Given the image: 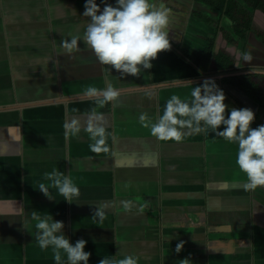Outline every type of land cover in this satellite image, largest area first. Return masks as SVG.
Masks as SVG:
<instances>
[{"label":"crops","instance_id":"obj_1","mask_svg":"<svg viewBox=\"0 0 264 264\" xmlns=\"http://www.w3.org/2000/svg\"><path fill=\"white\" fill-rule=\"evenodd\" d=\"M163 2L171 10V49L134 77L100 63L84 43L86 0H0V264H56L51 247L41 249L35 241L32 211L62 221L72 243L85 239L89 264L126 255L138 264L185 258L191 264H264V187L245 189L237 145L211 130L161 141L139 123L141 113L155 122L172 95L190 97L194 86L212 79L229 110L249 108L252 127L264 125L261 93H247L230 79L264 77V8L247 7L249 29L238 37L213 5ZM219 24L235 40L218 32L214 49L221 47L234 69L201 71L182 48L201 49L210 41L205 34H214ZM69 33L81 37L71 52L61 46ZM108 84L120 95L98 107L85 89ZM93 108L111 134L107 153L89 147L94 141L84 129ZM72 119L81 131L66 137L64 124ZM54 168L71 176L78 201L68 203L54 189L55 200H49L39 191L40 183L50 184L44 176ZM180 241L184 248L177 253ZM61 264H67L63 253Z\"/></svg>","mask_w":264,"mask_h":264},{"label":"clouds","instance_id":"obj_2","mask_svg":"<svg viewBox=\"0 0 264 264\" xmlns=\"http://www.w3.org/2000/svg\"><path fill=\"white\" fill-rule=\"evenodd\" d=\"M101 9L96 0H86L83 16L89 18L82 37L84 43L93 51L100 63L111 66L121 76H139L150 70L152 61L162 52L171 49L168 27L171 10L163 0H115V5L101 0ZM231 24V21H227ZM70 39L62 40L61 46L68 52L77 49L81 37L69 33ZM245 61L251 59L247 54ZM85 94L95 98L98 107L115 101L120 93L111 84L104 89L89 86ZM226 96L214 80L205 79L194 86L190 97L172 95L166 102L163 115L155 122L148 113H141L139 123L150 128V133L161 141H181L186 135L207 134L209 130L228 143L237 145L236 164L244 173L245 189L255 190L264 187V125L255 128L252 124L255 113L249 108H231L225 103ZM223 126V130H219ZM65 136H77L81 123L72 119L64 124ZM94 141L89 145L94 153H107L108 137L111 135L104 126V116L96 108L90 111L84 129ZM44 179L50 184L40 183L39 191L49 200H55L50 189H54L68 203L78 201L80 189L73 183L70 175L58 169L45 173ZM130 202H125V208ZM97 215H102L97 213ZM35 223V241L41 249L51 247L56 264H61L62 253L67 264H89L91 252L85 251L87 241L83 238L72 243L64 234V223L56 221L52 215L41 216L36 211L30 213ZM184 241L176 244L180 253ZM98 264H138V258L126 255L115 259L104 257ZM178 264H191L189 258Z\"/></svg>","mask_w":264,"mask_h":264},{"label":"trees","instance_id":"obj_3","mask_svg":"<svg viewBox=\"0 0 264 264\" xmlns=\"http://www.w3.org/2000/svg\"><path fill=\"white\" fill-rule=\"evenodd\" d=\"M196 1V0H195ZM200 2L208 3L216 7L221 15H226L229 17L233 33L242 37L246 34L248 28V21L250 20L251 11L247 9L248 6L252 8H264V0H244L247 5H243L239 0H197ZM97 4H101V0H96ZM107 3L115 5V0H107ZM104 6V5H103ZM192 14L199 16L200 12L192 9ZM221 32V36L228 41L234 42L233 34L227 31L226 27L219 24L214 28V34H207L206 38L209 39V43L202 47L201 49L191 50L185 47L174 46L175 49L182 48L183 57L194 64L201 71H227L233 70L232 58L226 54V52L220 47V50L214 49V42L216 40V34ZM179 51V49H178ZM230 79L235 80L236 85L243 88L247 93L252 95L258 94L255 89L258 86V82L255 79H251L249 74H239L232 75ZM258 88V87H256ZM260 88V87H259ZM261 90L259 89V94Z\"/></svg>","mask_w":264,"mask_h":264},{"label":"rangeland","instance_id":"obj_4","mask_svg":"<svg viewBox=\"0 0 264 264\" xmlns=\"http://www.w3.org/2000/svg\"><path fill=\"white\" fill-rule=\"evenodd\" d=\"M205 37H206V34H205ZM249 76H250L251 79H254L255 78L253 73L252 74L249 73ZM257 85L258 86H256V87H258V88L255 87V89L257 90L258 93H259V89H260L261 90L260 96H262L264 98V77L263 76H260L259 77V81H258V84Z\"/></svg>","mask_w":264,"mask_h":264},{"label":"water","instance_id":"obj_5","mask_svg":"<svg viewBox=\"0 0 264 264\" xmlns=\"http://www.w3.org/2000/svg\"><path fill=\"white\" fill-rule=\"evenodd\" d=\"M245 72V71H244ZM247 72V71H246ZM236 73H238V72H236ZM230 74H233V73H230Z\"/></svg>","mask_w":264,"mask_h":264}]
</instances>
